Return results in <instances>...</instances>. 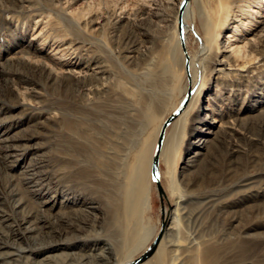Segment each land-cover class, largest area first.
Returning a JSON list of instances; mask_svg holds the SVG:
<instances>
[{
    "label": "rangeland",
    "instance_id": "1",
    "mask_svg": "<svg viewBox=\"0 0 264 264\" xmlns=\"http://www.w3.org/2000/svg\"><path fill=\"white\" fill-rule=\"evenodd\" d=\"M183 1L0 0V145L9 135L20 145L12 157L0 149V241L26 245L22 219L28 212L36 219L40 201L55 196L45 217H71L72 228L82 206L100 204L98 220L88 216L76 231L78 255L112 245L110 264L139 257L177 199L161 201L151 159L149 202L138 216L117 220L113 183L127 184L154 144L153 158L163 123L185 104L166 130L159 170L164 189L172 172L182 193L196 195L187 204L193 215L180 217L179 245L168 246L162 264H194L205 243L217 247L218 264H264V0H189L182 38ZM224 55L231 56L222 66L227 75L213 70L212 60ZM198 111L208 113L216 134L181 173ZM32 167L44 178L36 191L26 178ZM246 178L258 182L244 186ZM212 193L216 199L204 203ZM132 227L145 245L126 241Z\"/></svg>",
    "mask_w": 264,
    "mask_h": 264
},
{
    "label": "bare ground",
    "instance_id": "2",
    "mask_svg": "<svg viewBox=\"0 0 264 264\" xmlns=\"http://www.w3.org/2000/svg\"><path fill=\"white\" fill-rule=\"evenodd\" d=\"M189 12H190V4H188L184 10V14H183L184 21L186 20ZM224 24L225 22L222 23L223 26ZM131 51H134V49H132ZM132 56L133 55L129 57L132 59ZM230 57H231L230 55H224L222 59H220V57L219 58L217 57L214 60H212L215 63V67H213V70L221 71L223 74L227 75L228 71H226L227 70L226 67L222 68V66H226V64L229 63ZM96 67L99 69L95 71V73H97L98 76L97 74L94 75H96V78L101 79L102 76H100V74L103 73L105 69L103 68V65H101L99 62H97ZM201 93H202V88H200L198 92L193 96L189 106L178 117L176 123L183 120L189 114L194 102L197 100L199 96H201ZM219 98L222 99V96H220ZM219 98L217 99V101L219 100ZM204 126H207V128L210 129L204 131L202 130ZM213 126L214 123L208 119L207 112L204 113V111L203 112L198 111L197 115L193 117V121L191 123V129H190V137L188 139L189 150H191L192 153L188 156L187 162L183 166L181 173L185 172L186 170H189L190 167L194 166L196 161L205 154L209 146L208 145L210 141L209 134H212L214 136L216 134L215 131L213 130L214 129ZM17 140L18 138L12 137L11 135L3 137L1 139L0 149H2V151L5 153L6 156L12 157L15 154L16 150L19 149L20 145L17 142ZM153 147L154 144L150 150V154L142 156L141 162H139V164L136 165V167L133 169V172L130 176V181L127 184H124L122 181L120 182L118 178H116L115 181L112 180L114 181L113 187H115V189L119 191V192L115 191L117 192V194L110 196V197L113 196L116 197L117 195V198H115V200L117 199V203H116L117 205L114 208V217H116L117 220L122 216H129V217L138 216L140 214V211H142V207L144 205H147V203L149 202L150 193L148 192L147 189V174L150 171ZM165 150H166V144L164 145V149L162 152H164ZM236 150L238 151L239 149L237 148ZM29 171L32 172H28L26 176L27 183L30 184V187L37 186L36 189H33L36 191L39 182L43 181L44 178L35 175L36 173L33 172L34 167L30 168ZM257 182L258 181L256 178H250V179L246 178L244 179L242 185L244 186L248 185L249 187H253ZM177 184H178L177 178L175 177V175H173L172 172H170L168 174V182L165 188L166 190L165 189L164 190H165V194H167L169 197L171 198L174 197L175 199H177L176 206L172 208V210L170 211V214L172 215L171 219L169 220V222L166 220L168 223H166V227L164 231L165 234H163L156 250L151 255V258L146 259L144 262L140 264H162V260L166 255V250L168 246L179 245V243L176 242L174 237L176 236L177 233V226L180 217L181 216L190 217L191 215H193L192 211L188 208L187 204L192 201L196 193L194 191H188L189 193H182L181 188H179ZM183 184H184V188L188 189L187 187L189 186V182L183 181ZM258 186L259 189L261 188L264 189V185H262V183L258 184ZM257 191H261V190H257ZM215 199L216 196L213 195L212 193V194H208L203 199V202L210 205ZM56 201L57 200L55 196L45 197L43 200L40 201L41 202L40 212L42 214H40L36 219L33 220L32 218H29L31 217L32 212L31 213L28 212L29 214L27 216L29 217L28 218L24 217L22 219L24 220L23 222L25 224L24 231L27 233L26 237L29 239L26 245L18 244L14 246L13 245L14 243H9V241L8 242L7 241L4 242V240L0 241V264H20V263L22 264V261L28 262L27 264H87V263L89 264L90 256H92L98 262V264H110V260L114 255L112 250L113 249L112 245L95 247L94 249L96 251L95 253L93 252L94 254L80 253L81 255H78L79 252L74 250L75 247L79 246L78 241L82 236L80 233H76V231H80L82 228H85L87 226L88 216H92V218L94 217L95 220H98V214L101 211L100 204L98 202L91 201L86 203L84 206H82L81 210L80 211L78 210L75 213L76 216L82 215L80 221L81 223L78 224V226L76 225L75 228H72L74 221L71 220V217L69 218L67 216L65 218L64 216L60 215L62 218H59L53 216L54 217L53 222L51 220H48L47 217H45L46 213H48L51 216L52 214L51 211L56 208ZM22 202H23L22 200L18 201L15 206L20 207ZM121 203H122V209H120V205H119ZM56 221L60 222L59 224H62L63 226L62 231L59 234H56L58 230H56L55 226L53 225V223ZM138 232L139 231H137V228L132 227L131 230L127 233L128 238L126 241H130L132 243L135 242L139 246L143 243L145 245L146 240L144 236L140 235ZM39 254H41V256L39 258H36L37 257L36 255ZM133 258L134 255L132 254L126 256L122 261L115 262L113 264H125L133 260ZM217 259H218L217 247L215 245L205 243L203 244L202 250L199 251V254L196 256L194 264H199L200 260H203L205 264H211V262L214 264H218L216 261ZM17 260L18 262H15Z\"/></svg>",
    "mask_w": 264,
    "mask_h": 264
},
{
    "label": "water",
    "instance_id": "3",
    "mask_svg": "<svg viewBox=\"0 0 264 264\" xmlns=\"http://www.w3.org/2000/svg\"><path fill=\"white\" fill-rule=\"evenodd\" d=\"M188 1L189 0H184L183 1L182 7H181V10H180V15H179V31H180V35H181L182 38H184V19H183V14H184V10H185V7H186ZM184 106H185V104H183L181 106V108H179V110L176 113H173L163 123V125L161 127V130H160V133H159L157 146H156L153 158H152L151 173H152L153 180L156 182L158 191L160 193L161 201H163L164 198L166 197L165 190H164V187H163L162 182H161V174H160V170H159L160 155H161V151H162V147H163V143H164V139H165V134H166V130H167L168 126L170 125V123L175 119L177 114L182 111ZM166 223H167V221H166V219H164L158 235L153 240V242L149 245V247L146 249V251L143 252L139 257H137V258L125 263V264H140V263L144 262L146 259L150 258L151 255L156 250V248H157V246H158V244H159V242H160V240H161V238H162V236L164 234Z\"/></svg>",
    "mask_w": 264,
    "mask_h": 264
}]
</instances>
